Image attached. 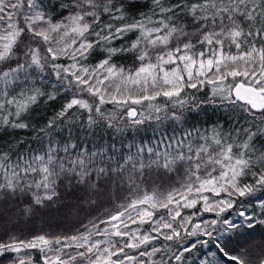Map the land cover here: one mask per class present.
Masks as SVG:
<instances>
[{"label":"snow or ice","instance_id":"obj_1","mask_svg":"<svg viewBox=\"0 0 264 264\" xmlns=\"http://www.w3.org/2000/svg\"><path fill=\"white\" fill-rule=\"evenodd\" d=\"M0 264H264V0H0Z\"/></svg>","mask_w":264,"mask_h":264},{"label":"trees","instance_id":"obj_2","mask_svg":"<svg viewBox=\"0 0 264 264\" xmlns=\"http://www.w3.org/2000/svg\"><path fill=\"white\" fill-rule=\"evenodd\" d=\"M222 114H223V109H216L214 112L213 108L209 107L208 111L206 113L205 112L193 113V115L196 117L194 122H196L198 124H208L212 120L220 118ZM66 227H68V225H61L60 229H64ZM34 228L37 230L40 228H44L45 231L50 230L45 226L44 221H42V220L36 221Z\"/></svg>","mask_w":264,"mask_h":264}]
</instances>
